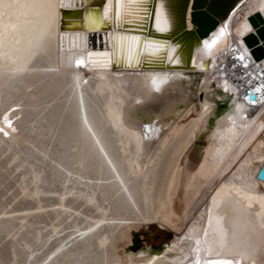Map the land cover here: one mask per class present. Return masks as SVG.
Returning a JSON list of instances; mask_svg holds the SVG:
<instances>
[{"label": "bare ground", "instance_id": "bare-ground-1", "mask_svg": "<svg viewBox=\"0 0 264 264\" xmlns=\"http://www.w3.org/2000/svg\"><path fill=\"white\" fill-rule=\"evenodd\" d=\"M72 2V7L59 8L57 0L51 34L41 46L22 53L16 65L0 68V84L8 88L16 79L25 83L26 73L45 66L44 60L49 66L65 71L67 81L62 84L66 92L63 98L73 104V121L70 127L66 126V133L56 140L54 154L58 156L54 170L52 168L54 172L51 171L56 179L68 182L64 194L81 193L88 201L97 202L101 213L91 222L73 219L65 212L56 214L43 233L35 232L34 240L30 235L28 239L18 237L17 240L23 243L24 251H20L23 259L20 263L15 260L13 264H46L56 254H61V249L73 236L80 238L94 231L50 264L81 263V258L91 256L93 246L102 251L91 256L90 261L86 260L89 264H149L150 260L152 264H172L185 254L180 249H186L189 256L185 264H205L207 259L231 260L232 264H264V182L254 171L261 167L260 158L264 156V103L254 105L243 98L238 86L223 76L219 65L224 51L235 42L229 32H234L239 39L252 32L251 16L261 12L264 18V0H242L226 22L227 15L209 35H196L192 42L176 41L171 36L174 31L158 32L153 15L121 27L109 20L93 29L85 17L90 12H102L106 0ZM163 2L169 30L173 22L178 27L179 21L173 11L183 0ZM159 7L160 0H150V13ZM112 9L114 14L115 0ZM191 10L190 4L186 13L187 27H192ZM115 32L139 36L142 41L156 40L169 47L176 46L173 60L178 59L179 63L170 62L166 52L159 57L141 56L137 68L115 63L103 67V57L97 55L89 60V48L102 49L91 53L113 51ZM90 34L97 39L104 37V46H88ZM241 42L247 48L246 43ZM81 59L87 62L86 66L77 63ZM151 75L169 77L159 92L144 90V77ZM31 82L32 85L36 83L35 80ZM38 96L32 93L28 98L34 106ZM137 100L140 103H136ZM12 108L0 111V128L8 133L0 132V137L10 146H16L22 134ZM5 116L11 121L10 127L5 123ZM189 119H192L193 127L177 147L167 196L161 205L163 222L177 231L176 237L159 253L150 250L130 252L126 246L130 242L129 229L115 223L129 217L126 210L129 200L134 197L130 182L141 176L143 179L148 163L163 139L171 134L177 139ZM28 125L29 130L37 132V137L42 139L53 132L54 119L48 118L42 123V118H34ZM31 146L24 150L22 147L24 154L21 156L38 153L41 159L51 160L43 143ZM38 171L30 173L33 185L26 189L31 193L43 190L39 185L41 171ZM183 217L186 221L179 226ZM67 223L71 232L49 246L52 236L64 231ZM29 224L23 218L6 228L14 235ZM173 245L176 248L169 251Z\"/></svg>", "mask_w": 264, "mask_h": 264}, {"label": "rangeland", "instance_id": "rangeland-1", "mask_svg": "<svg viewBox=\"0 0 264 264\" xmlns=\"http://www.w3.org/2000/svg\"><path fill=\"white\" fill-rule=\"evenodd\" d=\"M42 64H45V66L43 65L40 68L34 69V72L32 70L26 73V80H24V82L26 81L25 83L16 79L13 80V83L8 88H4L2 84H0V89H2L0 94V111L10 106L13 107L12 112L14 113L15 118L17 117L16 122L19 131L20 134L23 135H21L20 142L16 146H10L7 140L0 137V264H13L15 260L20 263L23 259L20 251L22 249L24 251V248L22 241L17 240L18 237L24 236L25 239H28L33 236L32 238L34 240L36 236L35 232L36 234L37 232L43 233L46 230V227L60 213H68V216L71 218H78L80 221L82 220V222H91L101 213L100 205L97 202L88 201L83 195H81V193H76L77 195L75 193L64 194L63 190L69 185L68 182L61 178H59V180L58 178L56 179L55 174L53 173V167H55L54 165L58 156L57 154H54L58 144V141L56 140L59 139L60 134L66 133L68 127H70L73 121L71 119L73 115V104L65 100L66 98H63L65 97L66 92L62 89V84L67 81L65 71L60 70L57 67L49 66L50 64L46 60H44V62L42 61ZM33 79L36 83L33 82L32 85V82L30 83V81H34ZM55 87H58L59 89L57 88L55 90ZM25 91L28 93L26 94ZM32 93H36L37 96L40 95L38 96L36 106H34L30 99H28ZM34 118H42V123L47 122L48 118H53V132L47 135L48 137L45 136V138L43 137L42 139H39L37 137V132L34 133L29 130L28 121ZM192 127V119H189L184 126L182 134L177 139H174L173 134L168 137L166 136L156 149L152 159L149 161L143 179L141 176L135 180H131L129 188L131 193L134 194V197L133 200H129V205L127 204L128 206L126 210L131 213H128L129 217L125 220L115 222L117 225L120 224V228L124 227L129 229L130 242L126 245L128 251L137 253L143 250H150L159 253L164 250V246L170 244V242L176 237L177 231L163 222V209L161 205L167 196V188L173 162L176 158L177 147L179 143L186 138ZM39 143L40 145L43 143L45 149H48L47 153L51 156V160L41 159V156L38 153H33L30 157H24L26 155L21 156L24 154L22 151L25 147H30L31 145L33 146L34 144L36 145ZM32 162L34 166L31 169L30 167L33 165ZM22 163L26 164L23 165ZM40 168L43 170H40ZM37 171H41L42 177L39 180V185L42 187L43 192L31 193L26 187H31L33 185V178L30 173L35 174ZM53 176L54 179H52ZM132 186H134V190L132 189ZM136 189L140 190L137 191ZM136 196L139 198H136ZM129 207L132 208L130 209ZM61 209H63V211ZM23 218L29 221V226L26 225V228L23 229L22 232L20 231L19 234L13 235V233H8L6 226H10L14 223L17 224L19 220ZM144 218H149V220ZM183 218L180 220L179 226H183L185 223L186 217ZM41 226H43V228ZM65 231L68 232L66 233ZM69 232H71V228L67 223L64 231L58 233L59 235L56 234L55 236H52L49 246L55 244ZM93 233H88L87 236L85 235L80 238L75 237V239L73 236L70 241H68V244L61 249V254H56L55 256L57 257L58 255V257L55 258L54 256L52 258L53 260H49L46 264H50L59 258L61 259L65 252H68L78 244H81L85 238ZM28 235L30 236L28 237ZM92 250L93 253L91 251V256L100 254V251H102L101 249H97L96 246H93ZM91 256L87 255L84 256L83 259L81 258V263L85 264L88 262L86 261L88 259L90 261L92 258Z\"/></svg>", "mask_w": 264, "mask_h": 264}, {"label": "snow or ice", "instance_id": "snow-or-ice-1", "mask_svg": "<svg viewBox=\"0 0 264 264\" xmlns=\"http://www.w3.org/2000/svg\"><path fill=\"white\" fill-rule=\"evenodd\" d=\"M149 2L150 0H115L116 9L113 14V0H106L102 12H90L85 20L95 29L96 26L109 20H113L117 27H121L124 24H131L153 15L156 30L161 33L169 31V18L163 0H160V7L153 9L152 13L148 8ZM58 6L59 8H66L72 7L74 4L72 0H68V2L58 0ZM56 15L57 0H0V68L16 65L22 53L29 48L41 46L55 26ZM205 43L211 47L207 41ZM212 43H215V40ZM112 46V52H90L88 54L89 60L93 55H97L103 57V67H109L115 63L117 65L126 64L129 68H137L141 62V56L159 57L166 52L170 62L179 63L178 59L173 60V52L176 46L169 47L156 40L142 41L139 36L115 32L112 36ZM77 63L83 64L84 61H77ZM168 79L167 75L162 77L146 76L144 77V90L146 92H159L161 85L166 83ZM136 103H140V101L137 100ZM4 120L10 127L11 121L8 120L7 116L4 117ZM0 132L8 135L3 128H0ZM260 163L264 164V156L260 158ZM254 171L259 173L260 169L256 168ZM249 199L252 198L249 197ZM262 206H264V198H262ZM188 247L190 248L191 245L188 244ZM175 248L176 245H173L168 250L171 251ZM180 251L185 254L172 261V264H185V261L189 259L186 249H180ZM149 264H152L151 260ZM205 264H232V261L207 259Z\"/></svg>", "mask_w": 264, "mask_h": 264}, {"label": "water", "instance_id": "water-1", "mask_svg": "<svg viewBox=\"0 0 264 264\" xmlns=\"http://www.w3.org/2000/svg\"><path fill=\"white\" fill-rule=\"evenodd\" d=\"M237 2L238 0H183L182 5L173 11L175 19L177 18L179 21L178 27L177 24L173 22L170 26L169 32L172 33L174 31L171 36L173 38L175 37L176 41L184 40L185 42H192L196 35H199L200 37L209 35L218 25L221 18L228 15ZM190 4L192 7V27H187L186 13ZM251 21L254 27H256V30L247 34L245 40L248 45L252 47V52L255 57L261 58L264 56V18L261 12L253 14L251 16ZM104 41V37L97 39L93 34L88 35V46H104ZM89 49L91 50L87 53H90V51L102 50L99 48ZM254 97L255 94L252 93L251 98ZM259 169L260 172L257 173V177L264 181V164H262Z\"/></svg>", "mask_w": 264, "mask_h": 264}, {"label": "built area", "instance_id": "built-area-1", "mask_svg": "<svg viewBox=\"0 0 264 264\" xmlns=\"http://www.w3.org/2000/svg\"><path fill=\"white\" fill-rule=\"evenodd\" d=\"M241 1L238 0L230 10L225 22L228 20L230 13L242 3ZM254 30H256V27L253 26ZM229 35L235 37V42L231 43L228 49L224 51L222 54L224 57L219 62L220 68L223 70V76L232 80L241 91L242 97L247 101H251V104H262L264 103V56L261 58L255 57L252 47L248 45L244 35H241L240 39L236 37L234 32H229ZM241 40L246 43L247 48L243 47ZM252 93L255 94L254 98H251Z\"/></svg>", "mask_w": 264, "mask_h": 264}]
</instances>
